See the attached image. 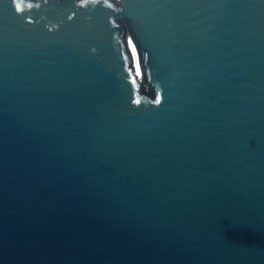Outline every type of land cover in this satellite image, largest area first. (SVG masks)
Wrapping results in <instances>:
<instances>
[{
  "label": "water",
  "instance_id": "95a60500",
  "mask_svg": "<svg viewBox=\"0 0 264 264\" xmlns=\"http://www.w3.org/2000/svg\"><path fill=\"white\" fill-rule=\"evenodd\" d=\"M0 264H264V0H0Z\"/></svg>",
  "mask_w": 264,
  "mask_h": 264
},
{
  "label": "snow or ice",
  "instance_id": "6c2138e0",
  "mask_svg": "<svg viewBox=\"0 0 264 264\" xmlns=\"http://www.w3.org/2000/svg\"><path fill=\"white\" fill-rule=\"evenodd\" d=\"M17 7H19V5H17Z\"/></svg>",
  "mask_w": 264,
  "mask_h": 264
}]
</instances>
